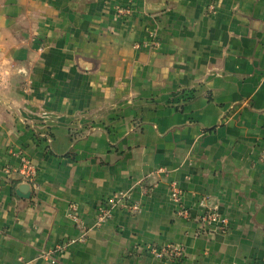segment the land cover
Returning a JSON list of instances; mask_svg holds the SVG:
<instances>
[{"label":"crops","instance_id":"obj_1","mask_svg":"<svg viewBox=\"0 0 264 264\" xmlns=\"http://www.w3.org/2000/svg\"><path fill=\"white\" fill-rule=\"evenodd\" d=\"M263 149L264 0H0V174L37 167L2 186L0 264H264ZM119 191L140 210L95 227ZM71 204L93 229L53 263Z\"/></svg>","mask_w":264,"mask_h":264},{"label":"built area","instance_id":"obj_2","mask_svg":"<svg viewBox=\"0 0 264 264\" xmlns=\"http://www.w3.org/2000/svg\"><path fill=\"white\" fill-rule=\"evenodd\" d=\"M210 7L214 11L216 9L215 3L212 2ZM125 11L129 10L120 9V12ZM151 44L156 46L158 42L157 40H152ZM259 159L264 162V149L262 150ZM11 174L19 176L20 182L28 185L29 187H34L37 177V167L29 156L23 154L21 156V164L18 167H6L4 173L0 174V192L3 184L9 180ZM170 198L178 205V214L183 217H187L189 215V210L184 205L183 190L176 182L171 184ZM120 208L127 210L129 213H137L141 208V204L139 202L132 201L128 191H119L112 196L107 197L102 202L97 211L94 226L99 227L103 225L105 222L113 218L116 211ZM69 217L76 224L80 233L77 237L69 238L58 243L55 249L46 253V257H48L53 263H56L57 261V259L53 256L55 252L65 253V250L69 245L77 242H85L88 239L90 230L93 229V227L88 226L81 218L76 204L70 205ZM202 221L207 226H214L222 232L229 229V218L223 215L216 208L211 207L206 209L202 215ZM149 250L156 258L159 259H181L184 256V248L180 244H168L160 247L151 246Z\"/></svg>","mask_w":264,"mask_h":264},{"label":"water","instance_id":"obj_3","mask_svg":"<svg viewBox=\"0 0 264 264\" xmlns=\"http://www.w3.org/2000/svg\"><path fill=\"white\" fill-rule=\"evenodd\" d=\"M23 186H26L27 188L29 187L26 184H24ZM24 189H25V187H22L21 190H18V194L21 196H29V194H27Z\"/></svg>","mask_w":264,"mask_h":264}]
</instances>
